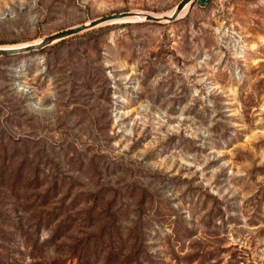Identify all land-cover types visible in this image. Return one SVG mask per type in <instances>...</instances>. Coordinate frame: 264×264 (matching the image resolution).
I'll return each instance as SVG.
<instances>
[{
  "label": "rangeland",
  "instance_id": "1",
  "mask_svg": "<svg viewBox=\"0 0 264 264\" xmlns=\"http://www.w3.org/2000/svg\"><path fill=\"white\" fill-rule=\"evenodd\" d=\"M182 0H0V46ZM0 264H264V0L0 57Z\"/></svg>",
  "mask_w": 264,
  "mask_h": 264
},
{
  "label": "water",
  "instance_id": "2",
  "mask_svg": "<svg viewBox=\"0 0 264 264\" xmlns=\"http://www.w3.org/2000/svg\"><path fill=\"white\" fill-rule=\"evenodd\" d=\"M208 0H182L173 10L171 16L161 15L156 16L148 13L142 12H123L112 15H107L88 23L67 29L60 33H56L46 37L40 42L33 44H26L17 47H2L0 46V57H9L16 55L29 54L32 52H39L46 49L49 46L57 44L63 40L74 37L84 32L94 30L96 28L114 24L117 22L131 23V22H150V23H173L182 17V13L186 8L191 9L195 5L200 6L201 8L206 7Z\"/></svg>",
  "mask_w": 264,
  "mask_h": 264
},
{
  "label": "bare ground",
  "instance_id": "3",
  "mask_svg": "<svg viewBox=\"0 0 264 264\" xmlns=\"http://www.w3.org/2000/svg\"><path fill=\"white\" fill-rule=\"evenodd\" d=\"M187 11H188V8L185 9V11L182 13V15H185V14L187 13ZM172 13H173V11L170 12V13H168V14H166V15H167V16H171ZM157 16H161V15H157Z\"/></svg>",
  "mask_w": 264,
  "mask_h": 264
}]
</instances>
